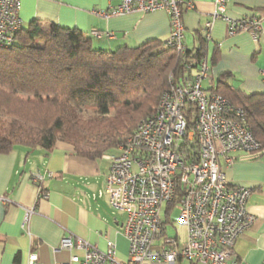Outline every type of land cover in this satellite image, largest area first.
Masks as SVG:
<instances>
[{
  "label": "built area",
  "instance_id": "2783aa9c",
  "mask_svg": "<svg viewBox=\"0 0 264 264\" xmlns=\"http://www.w3.org/2000/svg\"><path fill=\"white\" fill-rule=\"evenodd\" d=\"M224 2L216 0L214 18L207 29L211 30L215 19L225 17L230 36L248 31L258 40L263 33L261 19L230 18L224 15ZM193 7L191 0H119L107 14L165 10L171 30L167 44L184 51L183 11ZM20 8V0H0V47L14 45L15 35L23 26ZM104 35L97 29L91 31L95 38ZM106 35L111 37L113 32ZM204 80L208 86L203 85ZM213 84L210 65L204 58L192 78L163 93L156 114L143 120L117 153L104 155L110 165L99 195L106 194L111 207L126 214L129 261L118 260L114 242L103 251L80 237L67 235L60 248L83 254L72 253L61 264H177L181 259L192 264H242L235 247L255 220L248 209L252 188L233 185L225 168L234 164L237 152L258 151L262 143L240 119L243 110L216 93ZM190 104L198 109L195 126L189 123ZM43 178L35 174L33 179L41 182ZM45 195L40 187L39 199ZM176 197L179 201L168 209ZM176 210V221L186 227L183 244L178 232L169 234ZM34 211L27 210L25 225ZM29 264H40L36 252H31Z\"/></svg>",
  "mask_w": 264,
  "mask_h": 264
},
{
  "label": "crops",
  "instance_id": "0c3cea01",
  "mask_svg": "<svg viewBox=\"0 0 264 264\" xmlns=\"http://www.w3.org/2000/svg\"><path fill=\"white\" fill-rule=\"evenodd\" d=\"M193 9L183 11L186 45L196 51L200 40L209 34L207 55L211 77L216 82L223 74L228 81L247 93L264 92V0H225L224 15L234 19H261L263 33L255 40L250 32L229 35L225 17L215 19L216 0H191ZM22 24L34 19L45 25L56 23L78 28L91 36L93 29L105 35L93 38L95 47L115 50L137 46L149 40H167L170 17L165 10L149 13L109 15L119 0H20ZM101 12L102 14H99ZM107 32H113L108 37ZM216 47L220 50L212 65ZM207 84L204 80L203 85ZM234 164L225 168L229 181L252 188L248 209L253 224L236 243L242 264L264 263V152H237ZM110 162L106 157L90 160L75 153L68 142L59 141L50 153L17 147L0 154V264H29L31 252L40 264H61L72 253L60 248L64 236L80 237L105 251L114 242L119 261H129L130 242L124 235L126 214L114 210L108 196L99 195L105 187ZM35 174L44 176L34 181ZM46 195L39 199V184ZM28 209H34L25 225ZM177 264H192L181 259Z\"/></svg>",
  "mask_w": 264,
  "mask_h": 264
},
{
  "label": "trees",
  "instance_id": "16d2710c",
  "mask_svg": "<svg viewBox=\"0 0 264 264\" xmlns=\"http://www.w3.org/2000/svg\"><path fill=\"white\" fill-rule=\"evenodd\" d=\"M15 38L12 47H0V154L17 147L50 153L63 141L90 160L117 153L141 122L156 114L163 93L194 76L209 42L205 35L196 51L187 45L179 51L154 39L110 51L95 47L78 28L39 19L22 26ZM218 55L216 47L212 65ZM229 75L211 88L243 110L240 119L262 143L258 151L240 152L261 154L264 92L247 93L229 83ZM188 111L195 126L196 105Z\"/></svg>",
  "mask_w": 264,
  "mask_h": 264
},
{
  "label": "rangeland",
  "instance_id": "374dc122",
  "mask_svg": "<svg viewBox=\"0 0 264 264\" xmlns=\"http://www.w3.org/2000/svg\"><path fill=\"white\" fill-rule=\"evenodd\" d=\"M205 85H207V84H205ZM165 210H166V204L164 205V209H163V216L164 217H165ZM177 217H178V211L177 210L173 211L172 219L175 222V225L174 226L172 224L169 225V232H170L169 234L175 236L176 233L178 232L180 234V237H181L180 241L183 244L187 238L186 227L181 225L179 222L176 221Z\"/></svg>",
  "mask_w": 264,
  "mask_h": 264
}]
</instances>
